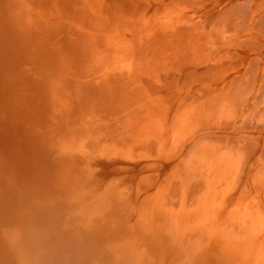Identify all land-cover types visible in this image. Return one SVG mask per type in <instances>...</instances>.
<instances>
[{
  "label": "bare ground",
  "instance_id": "1",
  "mask_svg": "<svg viewBox=\"0 0 264 264\" xmlns=\"http://www.w3.org/2000/svg\"><path fill=\"white\" fill-rule=\"evenodd\" d=\"M11 4H18L23 12H32L34 17L25 18L20 10V13L12 10L13 13L0 20L30 35L36 32V26H44L43 36L50 47L42 46L38 52L52 54L51 62L63 67L62 70L66 67L69 74H80L85 85H103L104 91L107 82L115 89L116 78L122 87L124 83L127 86L124 93L128 97L124 100L129 108L119 116L118 124L109 123L112 115L122 109L117 102L107 103V109L98 103L81 107L86 123L89 122L86 128L96 130L90 121L100 120V129L105 130L91 141H84L85 151L103 156L109 164L116 160L139 162L145 157L166 159L171 139L178 144L185 142L189 147L186 165L183 167L180 163L171 174L164 169L154 173V169L145 168L133 172L127 184L139 193L136 196L144 197L138 200L135 222L131 226L121 222L130 232L124 236L148 242L144 245L149 249L162 244L164 262L168 263L174 255L175 261L191 262L194 250L202 249L209 240L205 255L208 264H217L216 260L218 264H264V243L250 241L261 229L259 225H264V0H0L1 8ZM107 35L110 43L104 46L105 54L94 51L89 40L106 39ZM11 61L5 65L10 66ZM121 61L124 64L118 63ZM21 63L18 71L28 68L26 60ZM12 75H9V85L7 80L3 83L4 79H0L5 88L12 87ZM12 89L13 94L18 93ZM150 93L153 97L144 101ZM15 99L8 96L5 106L11 107ZM72 116L73 113H62L57 120L59 127H68ZM122 119L126 120L125 124ZM51 126L54 127L48 125V133L53 140L51 133L57 127ZM69 130L64 136H74L71 127ZM143 134L149 140L138 141ZM15 135L12 137L18 141L26 137L33 140L28 134ZM5 139L1 134L0 157L11 168L17 157L22 165L21 178L34 180V172L41 164L27 150L18 153L16 144L2 148ZM123 139L132 141L129 150L144 149L147 155L127 153ZM218 140L225 143L224 149ZM59 141L72 142L62 139L61 134ZM173 150L172 147L169 151ZM179 153L171 154L178 156ZM184 169L190 178L188 184L179 177ZM142 176L145 183L137 184ZM11 180L14 181L13 172L0 167V264H17L7 252L9 231L11 235L13 230L5 232L12 221L9 216L15 204ZM45 184L53 186V183ZM183 189L189 192L187 198ZM156 193L174 203L173 207L169 205L157 214V208L166 202L156 197ZM87 194L92 201V193ZM77 199L78 195L71 202ZM122 208L118 205L114 211ZM108 214L107 218L117 221L115 215ZM143 219L146 220L141 222ZM255 221L259 222L258 227L254 225V230H250ZM108 225L104 227L105 232L114 229ZM138 227L153 237L138 234L141 233ZM243 234L248 235L235 236ZM91 247L90 253L94 249Z\"/></svg>",
  "mask_w": 264,
  "mask_h": 264
},
{
  "label": "rangeland",
  "instance_id": "2",
  "mask_svg": "<svg viewBox=\"0 0 264 264\" xmlns=\"http://www.w3.org/2000/svg\"><path fill=\"white\" fill-rule=\"evenodd\" d=\"M11 5L12 6L7 8L0 7V19L4 18L5 15L13 13L12 10H15L16 13H20L21 11L22 13L20 14L25 18L28 16L31 18L34 17L32 12H23L21 10V6L18 4ZM34 11H36L35 8ZM44 14L46 15V13ZM38 15L41 16L40 14ZM1 21L2 20H0V29H2L0 31V46H2V48L0 47V60L1 62H4L3 64L0 62V66L2 64L5 68L4 69L3 66L0 67L1 81L2 79H4L2 81L3 83H7L8 81L7 85H9V82L11 81V79H9V75H12L13 73L12 87L11 85L7 86L6 88H9L8 90L5 88L6 84L3 86V83L0 82V105L3 106H0V135L3 134L6 136V139L2 142L3 144H1V147L6 148L7 144H16L19 146L18 153L27 150V152L31 153L32 157L36 159L37 163L41 164V167L36 168L37 170L34 172V180L26 181L21 178L20 170L22 165L18 161L17 157L15 158L16 163L13 164L12 168L7 164V160L0 157V167L11 170L14 176V181L11 180V189L14 190L15 204H12V214L9 216L12 221L9 223V226H7L8 229L5 232L13 230L11 235L9 231L7 252L13 256L16 263L205 264V255L207 253V247L210 243L209 240L203 244V250L201 247L194 250L191 255V262H184V260H176V262L174 260V255L173 259L168 263L166 261L164 262L165 259L163 258L162 244L150 247L151 249H149V247L144 245L148 242H143V240L141 242V239L138 238L128 239L124 236L130 233L127 232V227L130 223L132 225L137 217L135 213L138 208L139 198L141 197L143 199L144 197V195H141L140 197L136 196L135 194L139 193H135L133 191L134 188L127 184V182L131 179L133 172H139L140 169L145 168L154 169L152 173L158 172L160 169H164L168 171L167 173L171 174L174 169H176L177 165H180V163L183 167L184 164L186 165L188 158L187 152L189 150L188 145L185 142L178 144L171 139L168 143L174 150L169 151L171 148L168 150L165 154L166 159L157 158L151 160L145 157L146 160L143 159L139 162H127V160H120V162H118L116 160L109 164L105 161L103 156L97 153L93 154L94 152L85 151L84 141H91V139L96 137L98 133H104L105 130L100 129V120L90 121L96 130L86 128V124L89 122L86 123L81 107L83 105L92 106L98 103L100 106L107 109V103L117 102L122 109H120L115 115H112L113 119L109 123L118 124L119 116L122 113L127 112L128 105H126V98L128 96L124 93L127 86L124 83L122 87L120 83H118L117 78L115 89H113L110 86V83L107 82L105 84V87H107L105 91L102 88L103 85L99 86L96 83H89L87 85L83 84L82 76L80 74L75 72L69 74V72L65 69L66 67L62 70L63 67L55 64V62H51V58L53 57L52 54L38 52L42 51V46L50 47L46 37L43 36L46 34L42 31L43 28L45 29L44 26L37 23L40 26H36V32L32 31L33 34L30 35L29 32H19L16 26ZM249 26H253V24L248 25L247 28H249ZM12 30L13 32H11ZM37 32L42 34V36H39ZM108 40L109 35L106 36V39L89 40V44L94 51L102 52L104 55V46L110 43ZM13 41L15 42L12 43ZM32 45L36 47H32ZM3 46L6 47L3 48ZM12 52L14 55H12ZM4 56L5 59H3ZM15 56L17 58L14 60L13 57ZM17 60H26L28 68H22L18 71L17 69H19L20 66L22 67L23 64L21 61L16 63ZM10 61V66H8L7 63ZM5 62H7L6 65ZM118 63L124 64L123 61ZM14 65L16 67H14ZM53 68H55L58 74L62 75L58 76ZM7 69L9 70V74L6 73V71H8ZM12 69H16L17 71H13ZM6 77H8L9 80ZM54 79H60L63 82L57 83ZM2 87L4 89H2ZM12 88H15L18 93L13 94ZM42 88L51 90L53 93L44 92ZM163 92L164 91H162V93ZM7 95L11 98H16L14 101H11V107L5 106L6 99H8ZM151 97H153V93L146 95L143 100H150ZM21 98H23V101ZM62 113H73L68 127H59L60 122H57V120L61 117ZM257 114L259 113L257 112ZM95 121H99V124H96ZM122 123L125 124L126 120L122 119ZM48 125H54V127H57L55 133H51L54 137L53 140H50L51 135L48 133ZM251 126L256 127V125ZM54 127L51 126L50 128ZM69 127H71L72 134L74 136H64L70 131ZM15 134L31 135L33 140L30 137H26L18 141L16 137H12L16 136ZM60 134L62 139H71L72 142H60ZM200 135H202V133ZM137 140L147 141L149 140V137L146 134H143L140 135ZM218 141L223 147L225 143L220 140ZM122 142L124 144L127 143V146H124V151L127 150V153L136 152L139 153L140 156H146L148 153V151L144 149L129 150L128 147L132 141L128 142L127 139H123ZM175 151H180L181 153H179L178 156H174L171 153H175ZM172 157L175 159L172 160ZM251 161H253V159ZM185 169L184 172L180 173L179 177L183 182L188 184L190 178L186 174L187 170ZM39 172L41 173L40 175ZM45 183H53V186L46 187ZM143 183H145V179L142 176L140 182L137 184ZM88 192L92 193V201L87 194ZM182 192H184L186 198L189 196L187 189H183ZM76 195H78L77 201L71 202ZM159 195V193H156V197H160ZM160 198L166 203H162L161 206L157 208V214H159L162 210L165 211L169 205L173 207L174 204L170 203L167 199L165 200L163 197ZM118 205H121L123 208L120 211H114V208ZM83 209L87 210L83 211ZM109 212L115 215L114 218L117 219V224H110L115 221L107 218ZM98 219L101 222H98ZM145 220L146 219H143L141 222ZM121 222L128 224V226L126 227V224L124 225V223ZM12 223L13 225H11ZM107 224H109L108 226L113 225L112 227L114 229L107 230V232H105L106 230L104 227H107ZM140 225L141 224H139V226ZM254 225L258 227L259 222L255 221V224L250 225V230H254ZM123 226L125 227L123 228ZM259 226L261 229L257 234H253L250 237V241H258L259 244H261L264 243V225L262 224ZM123 229L124 232H122ZM93 230L95 232H93ZM114 230L115 232H112ZM137 230L141 232L138 234H142L143 237H153L151 233L144 230L142 227H138ZM101 231L105 233L103 234ZM117 232H121L119 238V234ZM245 235L248 234L235 236L242 238ZM103 237L106 238L109 244L107 241L105 242ZM94 238L96 239V242H93ZM111 238L113 239L110 240ZM113 240H115L114 243L116 241L120 242H116L118 245L114 243L112 244ZM90 242L94 244H91ZM87 243H90L94 249H92V247ZM86 244L88 246L87 248ZM100 245H103V247ZM118 246H120V248H118ZM89 247H91L90 249H92L91 251L93 252H89ZM106 247H109L110 249ZM95 248L97 249L95 250ZM199 252L201 254H198ZM138 253H140V255H138ZM94 258L96 259L94 260ZM195 259H197V262H195ZM206 263L208 264L209 262L207 261ZM216 263L218 264L220 262L216 260Z\"/></svg>",
  "mask_w": 264,
  "mask_h": 264
}]
</instances>
